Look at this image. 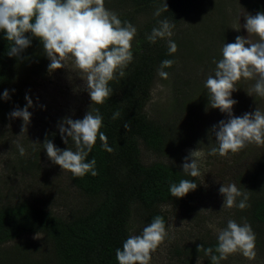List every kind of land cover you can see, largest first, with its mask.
<instances>
[{"label": "trees", "instance_id": "trees-1", "mask_svg": "<svg viewBox=\"0 0 264 264\" xmlns=\"http://www.w3.org/2000/svg\"><path fill=\"white\" fill-rule=\"evenodd\" d=\"M193 1L166 0L168 11L161 12L159 17L154 13L161 6L162 0L115 2V12L121 21L133 24L136 17L142 14L149 18L137 30V41L132 46L133 62L125 70V77L110 82L114 90L111 98L103 105L91 101V110L99 108L103 116L104 127L101 131L107 136L114 152L104 151L97 139L87 159L90 161L95 158L99 174L95 177L86 174L83 178H76L69 172L71 183L89 199V203L68 218L56 216L46 208L24 200L0 204V246L21 236L41 233L49 249L43 251L47 254L37 264H118L116 249L122 248L123 242L130 235L140 234L133 233L131 221L135 214H140V221L145 226L155 216H162L167 227L168 216L161 210L163 206L179 204L187 209L192 207L193 195L199 196L197 192L201 190V183L197 177L183 173L182 164L171 156L176 148L182 147L183 132L177 130V114L185 108L187 113H191L195 107L190 101L182 102L181 105L176 101L169 110L168 118L161 115L158 118L148 117L145 107L161 62L165 59L175 60V54L168 55L167 40H157L153 44L146 36L158 26L157 21L164 18L173 22L175 27L180 25L181 18L191 12ZM253 9L254 12H263L264 0H255ZM25 35L31 38V46L22 53L21 58H17L7 55L12 42L7 41L0 32V123L8 122L9 114L14 109L25 107V97L28 95L23 85L42 79L48 71L50 61L40 40L31 37L30 33ZM196 57L200 59L198 54ZM173 67L174 64L165 71ZM185 85L190 95H194L192 82L185 81ZM5 90L9 92L10 99L2 98ZM116 111L121 115L113 120ZM125 123L130 125V131L124 128ZM204 134L200 135V140L206 141L208 147L200 145L206 151V157L215 158L208 155V152L216 146H211ZM45 138L52 140L60 149L71 147L75 150L71 141L69 145L63 142L59 130L45 131L37 146L25 156L19 155L17 167L21 172L31 174L38 167ZM140 145L157 154L156 160L143 161ZM235 158L231 163L232 182L239 189L249 191L248 202L251 206L244 210L232 208L234 215L225 217L222 224L227 226V221L234 216L233 220L237 223L242 224L246 220L256 234V244L264 250V245H261L264 244V154L251 156L250 162L254 166L252 170L240 163V156ZM182 179L193 180L198 185L197 189L183 198L172 197L170 184L179 183ZM217 236H202L192 244L193 248L175 247L174 252L180 256L177 260L184 264H197L193 263V249L197 250V245L215 248ZM199 259V264H211L208 256L201 255Z\"/></svg>", "mask_w": 264, "mask_h": 264}, {"label": "rangeland", "instance_id": "rangeland-1", "mask_svg": "<svg viewBox=\"0 0 264 264\" xmlns=\"http://www.w3.org/2000/svg\"><path fill=\"white\" fill-rule=\"evenodd\" d=\"M116 1L105 0V7L115 12ZM254 1L194 0L189 15L182 17L181 24L173 29L171 39L178 45V51L175 53L176 63L168 71L169 78L162 79L158 71L154 77L150 99L145 107L148 117L158 118L161 115L168 118L169 110L176 101L180 102L179 105L190 101L195 107L191 113H187L185 108L177 114V130L183 132L182 147L176 148L171 158L183 165L190 150L199 149L203 155L200 161L201 175L197 177L201 190L197 192L199 196L193 195L192 207L187 209L179 204H169L161 208L168 216L166 229L169 235L152 254L151 264H184L183 261L177 260L180 256L174 252L175 247H191L200 237L206 235L216 237L219 230L226 227L222 224L225 217L234 215L233 209L222 208L224 197L219 193L223 184L233 183L232 161L240 156V163L252 170L254 166L250 162L251 156L264 154V146L250 144L236 154L230 153L227 157L217 154L215 158H211L206 157L207 153L200 145L208 147L206 141L200 140V135L205 133L204 137H207L211 146L217 147L211 129L219 121L228 119L225 113L211 108L209 104L205 81L208 75L214 74L216 65L212 61L214 58L217 61L222 59L221 50L225 43H234L238 35L248 38L249 34L243 25L246 23L247 14L254 16L257 13L253 9ZM148 18L142 14L136 17L132 25L138 30ZM250 38L254 42L258 40L255 35ZM136 41L134 38L132 46ZM185 81L192 82L194 95H190L186 89ZM254 83V80L243 79L237 83L239 90L232 94V98L237 101L233 106L235 116L254 112L257 107L264 111V98L251 92ZM23 87L33 105L28 109L32 115L27 129L22 132L23 121L19 118L9 117L8 122L0 123V204L24 200L29 204L44 207L56 216L68 218L88 205L89 199L71 183L68 171L62 170L48 159L44 149L34 172H21L17 167L20 154L16 144H21L26 153H29L41 142V134L59 130L58 124L65 117L73 120L83 119L92 106L86 89V79L70 60L66 68L51 72L48 70L42 79ZM140 149L143 161L156 160L157 154L143 145H140ZM253 151H256L255 154H252ZM140 217L137 213L132 218L133 233L141 234L146 227ZM48 249L41 233L21 236L0 246V255H5L0 257V264H37L46 256ZM193 250V263L198 260L200 262L201 255L206 256L204 252ZM256 252L255 260L249 261L242 254L236 253L222 261V264H264V250L259 244H256Z\"/></svg>", "mask_w": 264, "mask_h": 264}, {"label": "clouds", "instance_id": "clouds-1", "mask_svg": "<svg viewBox=\"0 0 264 264\" xmlns=\"http://www.w3.org/2000/svg\"><path fill=\"white\" fill-rule=\"evenodd\" d=\"M164 11H168L166 0H162L154 15L159 17ZM245 20L243 27L249 34L248 38L238 35L234 43H225L221 50L222 59H213L216 65L214 74L208 75L205 81L211 108L219 109L228 117L211 129L218 145L210 148L208 155L211 156L218 154L227 157L250 144L264 146V111L257 107L254 112L242 116L233 114L237 101L232 94L239 90L236 85L241 79L254 80L251 92L264 98V12H257L254 16L247 14ZM157 25L146 39L153 44L166 39L168 55L175 54L178 45L171 39L175 24L164 18L158 20ZM0 32L7 41L12 42L7 51L9 57L21 58L22 53L31 46V38L25 35L30 33L43 45L50 61V72L66 68L68 62L73 61L74 67L86 79L91 101L97 105H103L113 95L110 82L125 77V70L133 62L132 41L137 35L135 26L129 21H121L117 13L105 7V0H0ZM252 35L258 40L254 42L250 38ZM174 63L176 61L172 59L163 60L158 75L168 79L169 73L165 69L171 68ZM2 98L10 99L7 90ZM25 99L27 105L24 108L18 107L9 114L12 119H22V132L30 123L32 114L28 109L33 106L30 97L26 96ZM120 115L116 111L112 119L116 120ZM103 127L99 108L89 110L83 119L65 117L58 124L59 133L63 142L69 145L71 141L75 150L71 147L60 149L52 140L45 138L42 145L48 159L73 177L83 178L86 174L97 176L95 158L87 159L97 139L104 151L114 152L107 136L101 131ZM124 128L130 131L129 124L125 123ZM16 148L20 156L27 154L21 144L17 143ZM202 155L199 149L190 150L184 158L183 173L199 177ZM197 187L193 180L182 179L179 183L170 184L169 192L172 197L183 198ZM219 193L224 197L222 208L244 210L251 206L248 202L249 191L239 189L235 183L223 184ZM168 235L164 218L155 216L141 234L130 235L122 248L116 249L118 264H151L152 254ZM217 241L215 248L197 245V251L204 252L211 264H221V261L236 253L249 261L256 258V234L246 220L240 224L229 219L227 226L219 230Z\"/></svg>", "mask_w": 264, "mask_h": 264}]
</instances>
